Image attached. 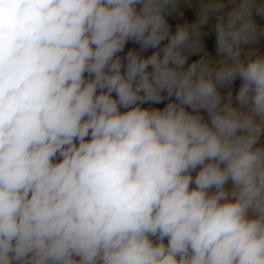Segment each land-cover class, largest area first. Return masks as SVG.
Segmentation results:
<instances>
[{
    "label": "clouds",
    "instance_id": "9594fccd",
    "mask_svg": "<svg viewBox=\"0 0 264 264\" xmlns=\"http://www.w3.org/2000/svg\"><path fill=\"white\" fill-rule=\"evenodd\" d=\"M0 264H264V0H0Z\"/></svg>",
    "mask_w": 264,
    "mask_h": 264
},
{
    "label": "rangeland",
    "instance_id": "374dc122",
    "mask_svg": "<svg viewBox=\"0 0 264 264\" xmlns=\"http://www.w3.org/2000/svg\"><path fill=\"white\" fill-rule=\"evenodd\" d=\"M185 10V16L182 19H186L189 22H191L192 20H194L195 16H194V11L191 9H188L186 5L182 6ZM177 21L173 20L172 23L173 25L176 23ZM214 22V21H213ZM204 31H208V28H205ZM206 41H207V48L214 52V34L210 33L208 37H206Z\"/></svg>",
    "mask_w": 264,
    "mask_h": 264
}]
</instances>
